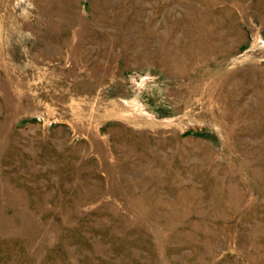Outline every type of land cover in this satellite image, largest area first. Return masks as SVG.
<instances>
[{"label": "rangeland", "instance_id": "rangeland-1", "mask_svg": "<svg viewBox=\"0 0 264 264\" xmlns=\"http://www.w3.org/2000/svg\"><path fill=\"white\" fill-rule=\"evenodd\" d=\"M0 264H264V0H0Z\"/></svg>", "mask_w": 264, "mask_h": 264}]
</instances>
